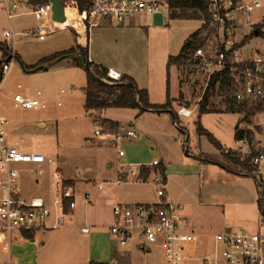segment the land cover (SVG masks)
<instances>
[{
	"label": "rangeland",
	"instance_id": "rangeland-1",
	"mask_svg": "<svg viewBox=\"0 0 264 264\" xmlns=\"http://www.w3.org/2000/svg\"><path fill=\"white\" fill-rule=\"evenodd\" d=\"M260 2L262 7L252 16L254 27H245L238 36L243 41L249 35L243 47L245 56L255 53L264 56V0ZM23 11V15L10 21L0 8V42L8 47L3 39L5 29L24 33L18 35L15 46L20 59L16 58L1 85L0 116L8 119V133L14 143L17 142L27 151L43 153L52 162L41 167L43 174L40 176L36 173L38 166L32 163L18 165L22 198L51 194L55 181L53 172L59 168L66 178L76 180L73 188L80 206L78 212H82L89 225H96L92 234L97 233L96 237L102 238L104 233L108 234L114 221V204L108 200L109 196L106 197L108 192H140L146 199L157 200V189L165 186L164 183H155L154 179L146 183L118 184V171L129 166L138 169L139 164L136 163L146 164L158 158L163 161L161 167L164 166L166 172L170 170L177 173L182 169L188 175H193L190 179L194 181V192L172 194L175 199L188 203V210L196 222L200 220L210 229L212 237L203 242L200 240L198 245L201 252L212 248L214 236L218 232L236 229L264 234V222L258 205V199L264 198V183L259 185L253 177L236 174L223 167L241 170L231 161L232 157L245 159L251 152L264 148V107L251 117L250 122L240 123L241 129L251 130L253 144H249L248 140L238 142L235 138L236 127L244 115L224 112L225 104L219 95L215 93L211 100L215 108L222 112L200 113L198 100L204 93L206 82L203 75L193 74L186 67L178 66H173L170 76L168 74L169 57L178 55L188 38L202 28L204 15L194 10L178 9V13L172 17L171 10H164L163 25H156L153 15L144 14L137 17L134 24L125 25L124 28H129L125 31L114 24L107 30L94 28L89 35L90 54L94 58L119 67L137 78L140 84L152 78L153 86L157 89L153 92L155 101L163 103L167 100L170 78L174 110L177 112L181 106L193 109L192 116L177 114L178 119L174 121L172 114L147 112L137 117V110L126 108H110L104 110L103 115L98 114L100 112L87 113L84 109L87 74L84 68L74 65L70 58L60 61L62 63L55 69L27 70L25 66H33L43 57L81 45L77 41L74 43L76 32L71 28L41 40L37 33H32L37 25L36 17L28 7ZM257 24L262 26L263 35L259 34V27L255 26ZM206 32L205 29L202 34H206V40L212 42V35ZM253 32L255 34L251 35ZM3 55L0 49V60ZM6 57L5 61L9 59ZM181 78L183 83L187 78L188 83L182 85ZM62 89L66 93L62 96L63 105L58 106L56 96ZM19 91L32 95L42 91L49 101L48 108L15 107L13 97ZM181 91L183 97L180 96ZM104 118L118 120L126 126L132 124L142 135L141 138L123 140L120 148L109 142L102 144L94 131L97 123L102 124ZM200 127L212 134L222 147L218 148L212 143L206 134L201 133ZM120 149L124 150L127 157H120ZM77 168L82 170L81 176ZM100 182L104 183V191L97 190L96 185ZM201 188L203 192H198ZM88 191L91 192L89 204L85 200ZM2 239L0 257L7 260L10 245L7 236ZM20 242H23L20 234L14 233L13 248ZM151 248L152 252L142 257L143 264H166L162 246L155 244ZM64 263V260H55V264Z\"/></svg>",
	"mask_w": 264,
	"mask_h": 264
},
{
	"label": "built area",
	"instance_id": "built-area-1",
	"mask_svg": "<svg viewBox=\"0 0 264 264\" xmlns=\"http://www.w3.org/2000/svg\"><path fill=\"white\" fill-rule=\"evenodd\" d=\"M171 2L172 0H91L90 6L81 11L77 1H63L65 22L54 19V5L51 0H0V8L12 21L23 15L24 8L28 7L37 19L32 33H37L41 40H45L49 35L68 28L79 32L80 26L90 35L94 28L105 24L125 25L144 14L155 16L162 13L165 20L164 10H171ZM261 7L260 0H207L209 26L206 33L212 35L214 40H206L204 46L193 50L189 54L187 65L184 66L193 74L205 77L204 93L199 102L202 101L213 75L224 71L231 74V92L238 103L264 99V56L259 53L245 56L244 46H239L242 40L238 39L245 27H254L252 16ZM20 34L11 29L3 31V39L12 50V55L1 65L0 91L17 58L15 46ZM204 38L206 34L201 35V39ZM122 76L117 70L108 71V78L112 81H120ZM18 88L21 89V85ZM65 93V89L58 92V106L63 105L62 96ZM13 100L17 108L46 109L49 106V101L42 91L34 95L19 91ZM177 114L190 117L193 110L181 106ZM9 125L8 119L0 116V237L7 236L11 246L14 233L35 234L66 228L78 208V202L74 186L67 184L69 180L59 168L53 172L55 181L51 194L30 199L21 197L18 165L32 163L38 166L36 173L40 176L43 174L41 167L50 164L52 160L43 153L27 151L17 142L14 143L8 133ZM94 135L102 141L114 144L116 148H120L123 140H136L142 136L132 125L121 124L118 131L112 132L99 122ZM119 155L124 156V150L120 149ZM251 164L254 169L253 178L262 185L264 148L257 151ZM150 165L158 166L160 162L154 160ZM142 166L146 165L129 169L128 181L150 182L154 179L155 183H163L158 174L146 181L140 179ZM77 173L82 174V170L77 168ZM38 181L36 179V182ZM122 181L120 178L117 183ZM96 186L97 190L104 191V183H97ZM157 193L160 200L154 204H126L114 200V221L109 227V233L119 246L126 247L133 240H137L141 247L151 250L153 245L160 244L166 264H264V234L236 229L219 232L214 236L212 248L201 252L198 248L200 238L191 228L187 218L180 214V206L166 198L164 187L159 188ZM90 196L91 192H86V201L91 199ZM81 231L88 234L91 227L84 226ZM0 264L12 262L0 260Z\"/></svg>",
	"mask_w": 264,
	"mask_h": 264
},
{
	"label": "trees",
	"instance_id": "trees-1",
	"mask_svg": "<svg viewBox=\"0 0 264 264\" xmlns=\"http://www.w3.org/2000/svg\"><path fill=\"white\" fill-rule=\"evenodd\" d=\"M46 0H37V2ZM64 2L70 0H63ZM78 3L79 9L85 10L90 6L91 0H75ZM178 9L183 10H194L204 15V22L202 28L194 32L188 40L185 42L181 49V52L174 56H170L167 63L168 74L170 76V70L173 66L184 67L188 63L189 54L197 47L204 46L206 38L201 39L202 31L209 26V16L207 12V0H172L171 2V14L174 17L178 12ZM259 27L257 30L260 35H263L262 26L259 24L255 25ZM253 32L251 35H254ZM254 37V36H253ZM249 35L246 36L239 46H245L248 42ZM0 49L4 52L3 58L0 60V79L2 77L1 65L5 61L6 56L9 58L12 55V50L7 45L0 42ZM5 57V58H4ZM18 57V56H17ZM70 58L74 65L84 68L87 74V83L84 87L85 90V102L84 109L87 113L102 112L110 108H126L138 110L137 117L147 113L155 112L161 113H172L174 121L178 119L177 112L174 110L173 100L170 96V78H168V90H167V101L164 104H153L150 101V95L148 89L140 88L136 80L130 75L123 74L120 81H112L108 78L109 68L102 64L95 63L90 60L89 47H83L75 45L67 50L59 51L54 54L48 55L40 59L33 66H25L27 70L32 69H46L48 70L53 65L57 64L63 59ZM104 79H107L105 81ZM232 77L228 71L217 73L213 75L210 80L209 86L203 96L202 101L199 105L201 114L211 112H222L223 110H217L211 100L212 96L219 95L225 104L224 112L227 113H241L244 115L243 119L238 123L236 127L235 138L238 141L248 140L249 144L252 143L253 134L250 129L244 130L240 128V123L250 122L251 117L255 116L264 107V100H256L253 102L238 103L231 92ZM183 97V94H181ZM103 126L111 130L112 132L118 131L121 124L118 121L104 119L102 122ZM201 133L206 134L210 141L214 143L218 148L222 145L220 142L205 129L200 127ZM257 152H251L247 158L242 159L240 157H232L231 161L241 167V170H233L231 168L223 166L226 170L237 174H244L250 177L254 175V169L251 164L253 156ZM216 163V162H213ZM153 174H158L162 178L163 183H166L167 175L165 167H161V164L150 168L148 166H142L140 169V179L146 181L151 178ZM258 183V182H257ZM68 185L73 184L67 182ZM261 185L260 183H258ZM258 205L262 213V221L264 222V198L258 199ZM27 238L34 236V233L24 232L23 234ZM86 264H116L114 262H100L90 261Z\"/></svg>",
	"mask_w": 264,
	"mask_h": 264
},
{
	"label": "crops",
	"instance_id": "crops-1",
	"mask_svg": "<svg viewBox=\"0 0 264 264\" xmlns=\"http://www.w3.org/2000/svg\"><path fill=\"white\" fill-rule=\"evenodd\" d=\"M134 23H135V19L132 22L125 24V25H132ZM125 25H119L117 27H123V28H120V30L125 31V29H129L128 27L124 28ZM111 27H114V24H105L104 26H101L100 28L107 30ZM23 34L24 33H21L20 35H23ZM75 35H76V38H75L74 43L77 41L83 47L88 46L89 51H90V37H89V34L84 29V27L80 26L79 32H76ZM15 52H16V56H18V53L16 50ZM17 58L20 59L19 56ZM90 60L95 63L102 64L109 69H114V70L119 71L122 74H127L133 77L131 74L126 73V71L119 69V67L115 65H108L110 63L106 64L104 60L94 58L91 54H90ZM60 63L62 62H58L57 64L53 65L50 68L55 69L56 66H58ZM133 78L136 80L140 88L148 89L151 103L164 104L167 101L166 100L165 102L161 103V101H155L153 99V92L156 91L157 89L156 87L153 86L152 78H149V81L143 84H140L139 81H137V78L135 77ZM180 81L182 85L185 83H188L187 78L183 80L184 83L182 82V78L180 79ZM181 94H182V91L180 93V96ZM160 95H161V92L159 91V96ZM199 105H200V102L198 100V106ZM187 107L190 108L189 106ZM98 114L103 115V111ZM168 114H172V113L168 112ZM104 119H108V118H104ZM110 120H113V119H110ZM114 121H118V120H114ZM120 124L122 123L120 122ZM243 141L245 140H241L238 142H243ZM106 143H107L106 141H102V144H106ZM111 145L113 144L111 143ZM125 157H127L126 153L124 156H122V158H125ZM154 160H159V159L154 158L152 161L147 162L146 164H140L139 162L136 164H139V168L141 165H146L150 168H153L151 167L150 164ZM159 162L160 164L163 163L162 160H159ZM130 168L131 166H129V168H123V170H119L117 180L121 178L123 179L121 183L127 182V184L128 183H139V182L128 181L129 180L128 172ZM81 175L82 174H80V176ZM154 175L155 174H153L151 178H154ZM166 175H167V180H166V183H164L166 198L169 201L180 206L179 208L180 214L183 217L187 218L191 228L199 236L202 242L203 240L205 241L209 240L212 237V234L210 233V229L206 228L205 224L203 222H200V220L196 222L194 216L188 210V206H189L188 203L179 201L180 199H175L176 197H174V195L172 194V192H194V181L190 179V177H192L193 175H188L186 172L182 171V169H179V172L177 173L170 172V170L169 171L167 170ZM67 179L69 180L68 182H71L73 186H75L76 180L69 179V178ZM121 183H118V184H121ZM143 183H146V182H143ZM198 192H203V189L201 188L200 191ZM45 196H47V194ZM107 196H109L108 200L110 201V203H113L114 200H116V201H120L126 204H137V203L154 204L160 200L159 196L157 197V200L146 199L143 197V195L140 192H115L113 194L112 192H108L106 197ZM86 203L88 204L91 203V199L89 201H86ZM79 208L80 206L78 207V209ZM78 209H76L75 214L70 218L69 225L64 229L57 230V231H40V232L35 233L34 236L31 238H27L24 235H20L21 239H23V242L16 244V246H14L15 248H13V245H11L7 253V256H8L7 260L3 259L2 257H0V260L4 262L11 261L12 264H55V260L57 258L64 260L65 261L64 264H86L93 260L100 261V262H114L116 264H143L142 257H144L146 253L149 254V252H152L151 251L152 248H150L151 250L144 249L143 247L140 246L137 240H133L126 247H121L118 245L116 240L111 237L109 232L108 234L104 233V236L102 238H97L96 237L98 235L97 233L92 234V232H94L95 230L94 227L96 225H89L84 219L82 212H78L79 211ZM84 226L91 227V232L88 234L83 233L81 231V228ZM225 228H227L226 225H225ZM94 236L96 237V239H93ZM2 237H0V246H2L3 244ZM12 248H13V251H12ZM150 264H153V263H150ZM156 264H160V263L157 262Z\"/></svg>",
	"mask_w": 264,
	"mask_h": 264
},
{
	"label": "water",
	"instance_id": "water-1",
	"mask_svg": "<svg viewBox=\"0 0 264 264\" xmlns=\"http://www.w3.org/2000/svg\"><path fill=\"white\" fill-rule=\"evenodd\" d=\"M53 2V11H54V19L58 22H65L66 17H65V6L63 3V0H51ZM154 23L156 25H163L164 24V17L162 13H158L154 16ZM258 32L256 31V34ZM36 69H32L31 71H36Z\"/></svg>",
	"mask_w": 264,
	"mask_h": 264
}]
</instances>
